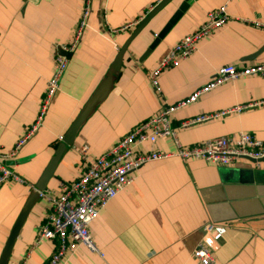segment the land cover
<instances>
[{
	"label": "crops",
	"instance_id": "obj_1",
	"mask_svg": "<svg viewBox=\"0 0 264 264\" xmlns=\"http://www.w3.org/2000/svg\"><path fill=\"white\" fill-rule=\"evenodd\" d=\"M162 0H93L83 40L72 54L38 130L6 162L23 183L0 187V258L31 194L58 147L128 43L120 73L105 100L63 153L45 191L60 194L77 180L86 163L113 148L133 128L201 90L226 65L264 64V0H190L188 10L152 48L185 0H174L132 41L138 24ZM84 0H0V153L14 150L35 125L56 55L78 26ZM226 6L228 23L198 43L179 66L162 72L161 93L150 73L180 40L192 34L208 14ZM260 23L258 28L254 24ZM116 31V32H114ZM264 100V78L240 77L203 94L177 111L173 128L184 147L240 132L264 143V105L183 128L182 123ZM178 150L170 137L147 142L138 153ZM133 182L101 211L91 225L96 250L80 245L61 264H201L193 252L205 239L216 264H264V162L239 159L229 166L172 156L142 166ZM50 202L38 198L14 244L8 264H46L57 242L37 243ZM218 227L205 236L204 227Z\"/></svg>",
	"mask_w": 264,
	"mask_h": 264
},
{
	"label": "built area",
	"instance_id": "obj_2",
	"mask_svg": "<svg viewBox=\"0 0 264 264\" xmlns=\"http://www.w3.org/2000/svg\"><path fill=\"white\" fill-rule=\"evenodd\" d=\"M92 2L93 0H84L81 17L72 40L59 48L61 52L56 55L54 73L48 80L46 94L35 125L27 131L12 152L0 153V187L12 181L23 183L22 178L14 173L6 162L19 153L21 147L44 122L53 100L61 90V80L68 69L69 57L62 52L72 54L78 50L88 26ZM229 20L226 6L209 13L202 26L171 48L150 73L149 79L154 89L161 93L159 79L162 72L179 66L194 53L199 42L224 27ZM254 25L258 28L262 27L260 23ZM248 76L264 78V64L245 67L226 65L219 68L207 86L177 105L165 106L156 116L133 128L113 148L94 160L89 157V147L83 146L81 156L86 163L83 174L71 183L62 184L60 194L51 191L40 192V198L47 199L51 207L48 217L39 227L37 243L42 240L57 242L56 250L46 264H61L63 259L69 253L75 252L80 245L96 250L90 233L91 225L99 218L108 203L133 182V174L149 162L165 160L172 156L184 161L196 159L220 166H229L239 159H251L256 162L263 160L264 143L252 134L240 132L213 138L200 145L184 147L179 143L173 128V118L177 111L197 102L203 94L222 84ZM263 105L264 100H261L215 114L201 115L184 121L181 127L188 128L208 123L235 112ZM164 137H170L175 141L178 146L176 153L168 154L156 150L145 154L137 152L140 145L147 142L156 145L158 140ZM59 140L62 141L63 137ZM217 229L214 224H208L203 230L206 237H212ZM193 257L201 264H216L205 239L194 250Z\"/></svg>",
	"mask_w": 264,
	"mask_h": 264
},
{
	"label": "water",
	"instance_id": "obj_3",
	"mask_svg": "<svg viewBox=\"0 0 264 264\" xmlns=\"http://www.w3.org/2000/svg\"><path fill=\"white\" fill-rule=\"evenodd\" d=\"M174 0H162L158 6L152 10L143 20L140 21L138 24L133 36L131 37L130 41H132L136 36H138L141 31L160 13L162 12L171 2ZM189 1L185 0V2L182 4L180 9L176 12V14L173 16L169 24L165 27V29L158 35L157 39L154 41L152 48H154L160 40L166 35V33L179 21V19L182 17L183 13H185L188 10L189 7ZM129 45V43H128ZM128 45L121 50V52L116 57L114 63L112 64L110 71L108 72L106 78L102 81L98 89L95 91L91 99L86 104L85 108L82 110L81 114L78 116V118L75 120L73 125L71 126L69 132L67 133L66 137L63 138L62 144L58 147L54 158L52 159L49 167L47 168L46 172L43 175L42 180L40 183L36 186V190L31 194L28 202L26 203L23 211L21 212L15 226L12 229V232L6 242V245L4 247L2 256L0 258V264H8L12 255V250L14 247V244L20 234V231L29 216L34 204L36 203V200L40 198V192H43L47 188L48 181L53 177L55 169L63 155V153L67 150V147H71L74 145V140L76 138V135L80 128L84 125V123L88 120V118L94 113L96 108L105 100V98L108 96V94L111 92L114 82L117 78V76L120 73V69L123 62V57L125 52L128 49ZM63 55H66L67 57H70L69 54H66L62 52ZM248 161L257 164L264 162V159L261 161H254L251 159H247Z\"/></svg>",
	"mask_w": 264,
	"mask_h": 264
}]
</instances>
